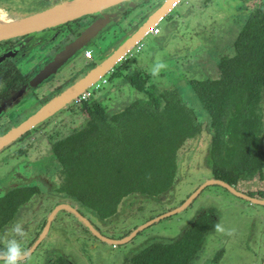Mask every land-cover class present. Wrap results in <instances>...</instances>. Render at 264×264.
Masks as SVG:
<instances>
[{
	"label": "flooded vegetation",
	"instance_id": "1",
	"mask_svg": "<svg viewBox=\"0 0 264 264\" xmlns=\"http://www.w3.org/2000/svg\"><path fill=\"white\" fill-rule=\"evenodd\" d=\"M20 1L24 3L27 0ZM61 1L64 0H37V5L42 7V11ZM245 2L247 0H182L160 13L165 0H138L124 11L115 25L106 27L91 41L94 47L87 49L91 52L88 58L84 57L87 50L80 49L70 62L40 83L39 74L44 72L43 69L53 61L61 48L74 41L79 31L90 26L98 16L86 15L52 32L50 30L59 37L55 42H48L49 38L44 40V48L40 52L17 53L16 60L36 53L25 61V69L11 64V58L26 37L0 42V140L28 120L32 115L29 112L36 114L69 90L96 56H101L138 25L144 24L147 39L155 43H150L152 50L144 55L140 56L143 54L141 49L134 51L130 57L125 56V62L128 58L134 59L136 53H140L138 56L141 58L134 66L124 63L120 68H115L107 84L92 93L84 103L76 104L77 97L73 96L68 101L70 104L63 103L30 129L0 146V166L5 164L1 162L2 158L11 159L9 177L7 174L5 182H2L3 176H0V205L13 191L29 190L32 194L28 202L17 208L14 218L0 227V234H3L16 220L24 221L29 235L25 238L24 247L30 250L24 264H264V98L254 111L260 118L257 145L262 157L261 164H252L250 174L242 175L247 178L234 184L222 180L219 175L214 176L209 168L207 156L212 133L208 131L206 115L189 84L192 80L206 81L219 77L220 63L237 59L235 43L243 28L257 12L264 15L262 1L251 8L244 7ZM10 3L11 0H8L4 6H0V12L9 13ZM157 12L160 14L156 18L153 14ZM154 29H157V33L151 34ZM221 29L223 31L218 33L214 47L202 48L201 54L194 40L200 39L210 45L207 44L209 39ZM175 42L177 44L174 46ZM224 46L229 49L228 53H224ZM169 47L172 48L168 52ZM175 49L181 53L174 52ZM11 51L14 53L10 54ZM157 58L175 63L178 67H170L171 64L166 63L169 65L166 69L158 76H152L150 70ZM190 60L193 62L190 63ZM199 61L202 63L198 64ZM192 64L195 67L192 68ZM132 72L148 78L146 88L154 85L177 92L186 105L200 115L197 117L201 123L199 135L182 147L176 163L178 176L167 192L156 197L131 194L117 204L113 212L97 213L74 198L55 193L59 174L50 150L56 142L86 125L89 121L87 110H92L94 99H99L104 111H111L120 108V104L115 103V94L126 89L138 92L128 80ZM159 77L166 79V83L155 80ZM46 89L47 94H42ZM138 94L139 99L144 98L140 92ZM64 118L69 122L64 125L67 134L57 136L60 133L56 132L50 137L49 125L54 126ZM41 150H45L44 154L37 159ZM185 162L188 165L183 168ZM185 180L188 181L187 185L177 192L180 183ZM209 188L218 192L202 197L203 191ZM227 195L239 203L227 202ZM42 196L53 198L52 207L41 211L39 217H31L33 208L39 204ZM238 204L247 205L254 212L250 217L243 218V223H249L251 230L248 243L239 244L242 249L236 254L229 250V236L216 232L214 226L219 221L223 223L221 208ZM132 206L134 209L131 211ZM187 212L190 214L176 227L175 235L152 231L153 227L184 217ZM36 218H40L38 222L33 221ZM138 221L141 223L138 224ZM237 231L240 232L236 230L234 233ZM84 234L83 239L76 240ZM256 237L261 241L258 250L252 252L248 244H255ZM91 242H97L100 247H93ZM0 247L3 245L0 244Z\"/></svg>",
	"mask_w": 264,
	"mask_h": 264
},
{
	"label": "trees",
	"instance_id": "2",
	"mask_svg": "<svg viewBox=\"0 0 264 264\" xmlns=\"http://www.w3.org/2000/svg\"><path fill=\"white\" fill-rule=\"evenodd\" d=\"M7 1L0 0V6ZM261 13L250 19L236 40L237 59L220 63L219 77L189 81L212 133L209 168L214 176L233 183L247 178L242 175L248 176L252 164L262 158L257 145L260 118L254 112L264 98ZM128 80L143 99L111 111H104L94 99L86 125L50 150L59 174L55 193L97 213L113 212L131 194L156 197L167 192L178 176L182 147L199 135L200 115L177 92L154 85L146 88L148 78L133 72ZM31 196L29 190L11 192L0 205V227Z\"/></svg>",
	"mask_w": 264,
	"mask_h": 264
},
{
	"label": "water",
	"instance_id": "3",
	"mask_svg": "<svg viewBox=\"0 0 264 264\" xmlns=\"http://www.w3.org/2000/svg\"><path fill=\"white\" fill-rule=\"evenodd\" d=\"M137 1L138 0H64L53 4L45 10L24 16H20L17 13L2 15L0 12V20L6 23L4 28L0 30V42L26 37V41L24 40L25 42L23 41V45H21L24 48L29 44L32 46L44 44V40H47V38H49L48 42H55L59 34H52L51 32L45 34V31L62 27L86 15L98 16L95 22L87 28L82 29L79 36L74 41L63 46L55 55L53 61L40 75L49 78L53 76L54 72L59 70L64 63L73 59L80 49L87 46L94 38H97L106 27L115 25L123 16L124 11L136 4ZM180 1L182 0H165L159 12L164 13L170 5ZM159 12H157L156 15L154 13L153 16L157 18L160 14ZM145 31L144 24L142 26L140 24L118 43L111 46L107 52L97 58L96 61H93L88 69L83 70V73L79 76L80 78L78 77L79 79L75 80L76 82L73 83L69 90L64 91V94L50 101L34 116H31L9 135L2 138L0 140V146L11 138L13 139L17 135L30 129L33 124L63 103L70 101L73 96L78 97L82 92L96 85L98 80L111 70L117 69V65H122V59L127 56L129 52L134 50L135 45L145 39L147 36ZM22 47H18V50H22ZM87 49L88 48H86V50ZM16 51L17 48L15 52ZM24 52L28 53L29 51ZM11 53H14V51H11L10 54Z\"/></svg>",
	"mask_w": 264,
	"mask_h": 264
},
{
	"label": "rangeland",
	"instance_id": "4",
	"mask_svg": "<svg viewBox=\"0 0 264 264\" xmlns=\"http://www.w3.org/2000/svg\"><path fill=\"white\" fill-rule=\"evenodd\" d=\"M31 2V4L29 2ZM27 0V1H24V3L20 0H11V3L9 4V9L11 10L12 13H17L18 15L20 16H24V15H28L30 13H34V12H39L41 10L42 7L38 6L37 5V0ZM40 1V0H38ZM232 1V0H231ZM260 1H262L264 3V0H247V2H245V6L244 7H253V6H256V3H259ZM242 4V3H240ZM11 13V14H12ZM2 15H9V13H5V12H1ZM175 17H176V14H175ZM176 20V19H175ZM175 24V23H174ZM174 27V26H173ZM176 29V28H174ZM220 31H223V29L221 30H218L216 35H214L211 39H209V41L207 42V44H210V45H206V43L202 42L200 39L199 40H194V43L196 44V49L198 50H201V54H203V51H202V48L203 49H206L207 47H214V42L216 39L219 38V35L218 33ZM52 32V30H51ZM50 33V30L48 32H45V34H48ZM42 36V34H41ZM35 37H38V36H35ZM26 41V40H25ZM24 41V42H25ZM150 43H153V45H155L154 42L150 41L147 39V37L144 39V42H142V45H143V54H140L141 55H144L145 53H147L148 51H151L152 50V44ZM177 43L175 42L174 43V46L176 45ZM21 46V45H20ZM38 46H41L40 48L37 49ZM179 46V45H178ZM177 46V47H178ZM22 47V46H21ZM44 47L42 46V44H39V45H27L25 48L22 47V50H18L16 51V54L14 57L11 58V64L15 65V66H19L20 69L23 67L24 69L26 68L27 64H25V61H27L28 59H30L31 56L33 55H36L35 52L33 53H30L27 55L26 58H23L22 60H16L17 58V53H20L21 52V55L23 54L24 55V51H36V52H40ZM172 47H169L168 48V52L169 50L171 49ZM228 50L225 46L223 47V51L224 53H228ZM174 52H179L181 53V51H179L178 49H175ZM139 54H135L134 55V59H130L128 58V62L124 61V62H121L122 65H125L126 66H134L136 64L137 61H139V59L141 58L140 56H138ZM18 59V58H17ZM138 59V60H137ZM163 60V59H162ZM164 61V60H163ZM165 63H169L171 64V66H175V67H178L175 63H172V62H166L164 61ZM193 62L192 60H190V63ZM198 64H201L202 61H199L197 62ZM194 64V63H193ZM190 65L192 68L195 67L194 65ZM120 64L117 65V69L120 68ZM167 66H169L167 64ZM41 75V73L39 74V76ZM31 74H29V78H31ZM46 78L44 76H40V79H39V83L42 82V81H45ZM155 80L157 81H161L163 82V84L166 83V79H162V78H156ZM41 90H44V88H41ZM47 90L46 89L42 94H47ZM137 91L134 89V90H123L120 94H113L114 97H115V103H119L120 105H124V104H127V103H130L133 99L135 98H139V96H137ZM186 95H189V93L187 92H184ZM109 98V97H108ZM184 98H186L187 100H189L186 96H184ZM68 104H70V102H68ZM35 105H33L34 107ZM33 115L35 114V112H29V115ZM31 115V116H32ZM60 122H58L56 125H52L50 124L48 129H49V133L48 135L51 137L53 136L54 134H56V132L60 133L58 134L57 136H63L64 134H67V132L64 131V128H65V124L66 123H69L67 119H62V120H59ZM49 145V144H48ZM43 151L45 150H41L40 153H38V156H37V159H40L42 156H43ZM1 162L5 163L4 165H1L0 166V176H3V180L2 182H5L6 180V176L8 174V177H9V172L10 170H8V165H9V162H11V159H4L2 158L1 159ZM188 165L187 162H185L183 164V168H186ZM11 172V171H10ZM188 181H182L179 185V187L177 188V192L181 191V188L185 185H187ZM180 188V190H179ZM212 192H218V190L216 189H213V188H209V189H206L205 191H203V194L201 195L202 197L203 196H207L209 193H212ZM227 198V202H233V203H239L237 201H234L230 196H226ZM53 205V198L52 197H49V196H42V198L39 200V204L33 208L34 210L31 212V217H39V213H41V211L43 210H47V209H50ZM239 206H234V207H228V206H224L222 209V214H223V225L224 227H233V229L236 231V230H239L240 232H235L233 235L229 236V242H228V245H229V250L230 252L232 253H236V254H239L240 253V250L242 248L239 247V244H242V245H245L247 244V239H248V236H249V231L251 230V225L248 223L246 225V223H243V218L245 216H251L252 215V209L251 208H248L247 205H244V204H238ZM150 206L148 205L147 208H149ZM134 209V207L132 206L130 208V210L132 211ZM257 210V209H256ZM190 214V212H187L185 214V218L184 217H181V218H177L175 220H172L171 222H165V223H161L160 225H158L157 227H153L152 228V231H160V232H166V233H171V235H175L176 234V227L181 224L183 222L182 219H186V217ZM40 218H36L35 222H38ZM140 224L141 221H138ZM29 228V227H28ZM31 229V228H29ZM55 229V226L54 228ZM29 233H31V231H29ZM29 236V235H28ZM85 237V234L84 235H81V237L79 238H76V240L79 241V239H83V237ZM87 237V236H86ZM75 239V238H73ZM85 240V238H84ZM252 240V237L250 239V241ZM260 238H257L256 237V242L255 244H248L249 245V248L248 249H251L252 252H256L258 250V244L260 243ZM93 247H100L99 244H97V242H91ZM81 245V243H79ZM104 251H107L105 250V248H103ZM255 263V261H254Z\"/></svg>",
	"mask_w": 264,
	"mask_h": 264
},
{
	"label": "clouds",
	"instance_id": "5",
	"mask_svg": "<svg viewBox=\"0 0 264 264\" xmlns=\"http://www.w3.org/2000/svg\"><path fill=\"white\" fill-rule=\"evenodd\" d=\"M167 68V64L157 58L151 67V75L158 76L159 73ZM163 107V104H162ZM150 178V177H149ZM215 231L226 236L234 234V229H226L222 222L216 223ZM28 233L24 228L22 219L16 220L11 224L3 234H0V264H24L25 260L30 255V250L24 247V241Z\"/></svg>",
	"mask_w": 264,
	"mask_h": 264
},
{
	"label": "built area",
	"instance_id": "6",
	"mask_svg": "<svg viewBox=\"0 0 264 264\" xmlns=\"http://www.w3.org/2000/svg\"><path fill=\"white\" fill-rule=\"evenodd\" d=\"M157 33V29H154V31L151 32V34H156ZM143 47L141 42H138L135 45V48L133 51L128 53V57L131 56V54L136 51V50H141ZM91 52L90 51H85L84 57L88 58L90 56ZM125 59V58H124ZM124 59H122V61H124ZM113 70H111L110 72H108L105 76L101 77L98 82L96 83V85L90 87L89 89H87L86 91L82 92L77 98H76V104H81L84 103L85 101H87L96 91H98L101 87H103L104 85L107 84V81L109 79V77L112 75Z\"/></svg>",
	"mask_w": 264,
	"mask_h": 264
},
{
	"label": "crops",
	"instance_id": "7",
	"mask_svg": "<svg viewBox=\"0 0 264 264\" xmlns=\"http://www.w3.org/2000/svg\"><path fill=\"white\" fill-rule=\"evenodd\" d=\"M97 18H98V17H97ZM85 28H87V27H84V28H82V29H85ZM82 29H81V30H82ZM81 30L79 31V34H80ZM78 36H79V35H78ZM78 36H77V37H78ZM125 36H126V35H125ZM125 36H124V37H125ZM121 39H122V38H121ZM142 42H144V40L141 41V43H142ZM113 45H115V44H113ZM113 45H112V46H113ZM92 47H94V46H93V43H91V41H90V42L87 44V46H85V47H83V48L86 49V48H92ZM110 47H111V46H110ZM110 47H109V48H110ZM108 50H109V49H108ZM108 50H107V51H108ZM107 51H106V52H107ZM103 54H104V53H103ZM103 54H101V56H102ZM80 56H81V55H80ZM99 57H100V55H99V56H96V58L93 59V61H96L97 58H99ZM78 59H79V58H78ZM71 60H72V59H71ZM71 60H70V61H71ZM70 61H68V62H70ZM93 61H92V62H93ZM66 63H67V62H66ZM66 63H64V64H66ZM64 64H63V65H64ZM44 69H45V68H44ZM44 69H43V71H44ZM113 71H114V70H113ZM58 74H59V73H58ZM38 78H40V76H38ZM120 82H121V81H120ZM120 82H119V83H120ZM138 93H139V92L136 93L137 96H139ZM139 97H140V96H139Z\"/></svg>",
	"mask_w": 264,
	"mask_h": 264
},
{
	"label": "bare ground",
	"instance_id": "8",
	"mask_svg": "<svg viewBox=\"0 0 264 264\" xmlns=\"http://www.w3.org/2000/svg\"><path fill=\"white\" fill-rule=\"evenodd\" d=\"M5 25H6V23H4L2 20H0V30L3 29Z\"/></svg>",
	"mask_w": 264,
	"mask_h": 264
}]
</instances>
